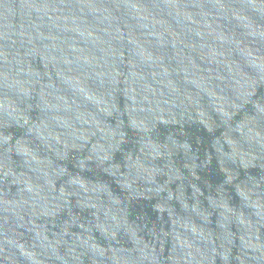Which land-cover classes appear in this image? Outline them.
<instances>
[{
	"label": "water",
	"instance_id": "95a60500",
	"mask_svg": "<svg viewBox=\"0 0 264 264\" xmlns=\"http://www.w3.org/2000/svg\"><path fill=\"white\" fill-rule=\"evenodd\" d=\"M0 264H264V0H0Z\"/></svg>",
	"mask_w": 264,
	"mask_h": 264
}]
</instances>
